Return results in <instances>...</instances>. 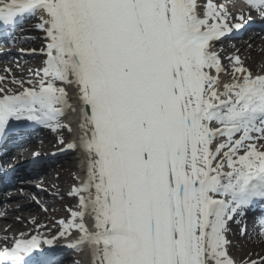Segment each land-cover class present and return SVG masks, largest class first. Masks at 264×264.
I'll return each mask as SVG.
<instances>
[{"label": "snow or ice", "instance_id": "6c2138e0", "mask_svg": "<svg viewBox=\"0 0 264 264\" xmlns=\"http://www.w3.org/2000/svg\"><path fill=\"white\" fill-rule=\"evenodd\" d=\"M245 3L264 18V0ZM25 18L44 44L20 54L43 66L13 80L20 91L0 88V141L37 126L71 132L62 119L79 109L67 148L85 174L69 192L79 210L51 236L5 238L0 264H57L73 230L63 246L88 249L91 264H236L230 225L264 205V74L233 55L221 81L215 45L251 17L212 0H0L9 43L29 42L16 35Z\"/></svg>", "mask_w": 264, "mask_h": 264}, {"label": "bare ground", "instance_id": "6f19581e", "mask_svg": "<svg viewBox=\"0 0 264 264\" xmlns=\"http://www.w3.org/2000/svg\"><path fill=\"white\" fill-rule=\"evenodd\" d=\"M201 5H204L208 2V0H198ZM218 1L212 0V3L217 5V7H223L222 5L217 4ZM43 34L41 33V36ZM264 41H262L263 46ZM28 46L34 48L39 45L37 40L31 39L27 42ZM253 43L251 47L246 49V45L235 44L231 48L230 46H222L217 48L216 50L220 53L221 62L226 69V71L221 72L220 79L223 82H228L231 80V72L232 67L229 61V57L233 55H239L240 59L243 62L244 66L249 67V70H252L255 65L259 62L264 67V48L258 49L256 51V47ZM25 46V43H24ZM227 47V48H226ZM258 53V54H257ZM38 63V62H36ZM248 69V68H247ZM18 73L13 74L15 78H22L23 72L21 70H17ZM1 77V76H0ZM229 79V80H224ZM13 88H16L14 86ZM69 94L72 96V90L69 89ZM71 104L75 106L76 101L73 98ZM69 114L67 116V125L71 126L72 131L69 132L67 128L64 131L67 134V137L70 139L68 143H72L78 135V123L80 120L79 109L76 112H73L69 109ZM65 138L64 135H60L59 139L63 140ZM38 144L34 143L28 147V154L31 153L33 149H37ZM68 162L63 164L60 169L55 170L53 174L55 175H44L39 178V180L43 183L44 186L48 187L49 191L58 192L63 197L57 198H46L43 194H46L42 189H32L33 192L27 193L24 191H15L10 195L11 199L7 202L8 207L5 209L6 214L4 216V220L0 222V242H2L5 238H11L13 236H19L20 233L28 234H42L48 235L56 233L60 228V223L54 219H63L64 221L69 220L71 218V212L77 211L78 209V198L75 196H66L74 186H78L80 181L84 179L85 174V161L82 153L79 150H75L74 153L70 155V158L67 160ZM73 185V186H71ZM37 195L36 197L39 199L40 203H42L45 207V211H42L40 206L32 205L31 202L28 201L31 196ZM26 204V205H22ZM19 207H27V213H24L23 210H14L12 213L9 211ZM1 207L3 205L1 204ZM64 208L65 210L61 211L59 208ZM12 208V209H11ZM27 214V215H26ZM19 216L21 219L18 221L16 217ZM49 216L51 217L49 218ZM39 225V227H36ZM233 223L230 225L231 232L228 236V239L231 241V246H229V255L236 264H239V260L245 257V255L249 254L252 251L261 249L264 247V242H261V239H257L252 242L250 247H243L238 245L236 242L239 238H236L237 231L234 232V229L231 227ZM73 233H76L73 230ZM72 233V234H73ZM78 233H76V237ZM81 261L82 264H91L90 255L88 249H83ZM245 264V263H244Z\"/></svg>", "mask_w": 264, "mask_h": 264}, {"label": "rangeland", "instance_id": "374dc122", "mask_svg": "<svg viewBox=\"0 0 264 264\" xmlns=\"http://www.w3.org/2000/svg\"><path fill=\"white\" fill-rule=\"evenodd\" d=\"M258 54V53H257ZM258 64L257 65H255V68L252 70V72H255L257 69H259L262 65L259 63V62H257ZM16 219L17 220H19L20 219V217L19 216H17L16 217ZM254 255V254H253ZM253 255L252 256H250L248 259H250V258H252L253 257Z\"/></svg>", "mask_w": 264, "mask_h": 264}]
</instances>
